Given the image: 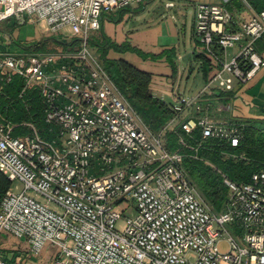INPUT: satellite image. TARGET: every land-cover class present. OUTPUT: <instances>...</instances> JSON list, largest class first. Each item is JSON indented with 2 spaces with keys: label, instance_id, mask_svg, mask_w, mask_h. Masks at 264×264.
<instances>
[{
  "label": "built area",
  "instance_id": "1",
  "mask_svg": "<svg viewBox=\"0 0 264 264\" xmlns=\"http://www.w3.org/2000/svg\"><path fill=\"white\" fill-rule=\"evenodd\" d=\"M145 1L0 0V23L35 22L52 34L68 29L79 40L74 50H0V91L12 72L24 80L21 97L38 85L44 122L59 128V141L26 122L32 133L14 137L19 125L0 122V171L24 184L1 199L0 232L26 239L35 254L54 248V264H264V163L244 181L221 173L222 212L204 202L185 166L203 159L208 139L228 147L225 160L245 158L236 152L241 126L213 119L206 96L234 91L264 68L256 48L264 9L233 30L227 8L198 4L195 37L214 72L198 94L177 95L170 122L153 131L90 44L104 13ZM176 125L173 150L168 133ZM0 264L14 263L0 256Z\"/></svg>",
  "mask_w": 264,
  "mask_h": 264
},
{
  "label": "crops",
  "instance_id": "2",
  "mask_svg": "<svg viewBox=\"0 0 264 264\" xmlns=\"http://www.w3.org/2000/svg\"><path fill=\"white\" fill-rule=\"evenodd\" d=\"M200 3L227 8L234 17L230 27L233 30L264 9V0H250L248 3L244 0H148L104 13L100 42L104 43L108 38L110 42L125 45L124 51L110 48L109 56L126 60L150 73L149 87L154 97L171 100L182 94L179 80L184 71L185 75L187 70L190 74L197 67L201 76L195 75L191 84V75L187 76L184 88L186 96H194L214 72L209 60L197 47L195 15ZM256 48L264 57V35L257 41ZM9 49L16 47L13 44ZM236 51L237 48L230 53ZM206 99L212 103L210 115L213 119L236 123L242 130L253 126L264 131V68L247 84L237 85L234 91L216 89ZM49 249L52 247L42 253Z\"/></svg>",
  "mask_w": 264,
  "mask_h": 264
},
{
  "label": "rangeland",
  "instance_id": "3",
  "mask_svg": "<svg viewBox=\"0 0 264 264\" xmlns=\"http://www.w3.org/2000/svg\"><path fill=\"white\" fill-rule=\"evenodd\" d=\"M108 13V12H106ZM0 50L7 51L14 44V48H24L26 51L32 52L28 48L32 45L41 42L42 49L39 50L40 52L44 51H57V50H71L68 48H63L59 41L70 40L74 39L75 36L71 34L68 29H64L57 34H52L49 32L44 31L38 23H26L22 24L17 22L15 19H10L7 21H3L0 23ZM7 32V33H6ZM4 33V35H3ZM102 39L101 36V28L92 34L90 38V44L93 40L94 42H100ZM111 44V43H110ZM78 45V44H77ZM76 45V46H77ZM91 46L96 50L97 54L100 55L102 63H104V56L108 59L113 60L109 56V50L107 49V53H105L104 46ZM204 45L201 43H197V47H203ZM104 55V56H103ZM113 56V55H111ZM121 59V58H118ZM130 61V60H129ZM106 67V66H105ZM185 68V64H184ZM191 75V82L194 79V76L199 75V69L195 67L193 73L189 74L187 70L186 75L185 71L182 75L181 80H179L181 85L182 94L185 95V83L186 77ZM12 82L0 91V122L2 124L11 123L16 126L12 135L14 137L29 135L32 133V129L28 125H23L24 122L26 123H33L36 129L40 132V134L48 139V140H58V127L54 124H49L44 122V100L41 96L40 89L38 85H31L25 91L24 97H21V93L25 87V83L23 78L12 72L11 74ZM114 81L116 82L117 86L123 92L124 96L127 98L128 102L133 107L134 111L138 114L140 119L143 123H145L151 130H160L163 126H165L168 122H170L173 114H169L166 118H164V124L159 128H155L151 125L149 121V115L153 118H158L161 114L159 110H157L154 106L153 109L145 108L143 105L137 103L133 97H131V90L128 91V84H126L121 79H117L113 77ZM178 85V84H177ZM156 99L166 101L168 103V107L174 102V99L169 98H161L156 96ZM54 127V131L50 132V127ZM180 132L178 130V125L174 127L169 133V148L176 149L177 148V139ZM245 155V154H244ZM220 159V160H219ZM214 157L213 155H207L203 157L200 162V166L203 169L208 170L210 174V178L217 177L220 181L222 179L221 173H225L229 175L231 178L232 176L229 174V170L225 168L226 161L222 156L220 158ZM120 167L123 166V162L119 164ZM99 168V167H98ZM187 171L190 174L191 179L197 184L199 192L202 196V199L205 203L210 205L213 210L216 212H222L226 210V201H227V189L222 184H216L215 189L219 191V196L212 198L205 189L201 188L197 181L194 180L193 176L191 175L190 171L187 168ZM91 173H95L94 170H91ZM100 176V174H97ZM215 185V184H214ZM11 187L15 192H20L24 189V184L20 180H14L11 183ZM31 195L35 196L34 192H30ZM126 219L123 217L117 223V229L122 230ZM222 250H226L228 248L227 243L223 242L220 244ZM0 256L3 257L5 260H8L10 263L14 264H54L56 259L55 249H49L44 253L35 254L31 251L28 241L24 239H17L12 236L10 233L7 232H0Z\"/></svg>",
  "mask_w": 264,
  "mask_h": 264
},
{
  "label": "trees",
  "instance_id": "4",
  "mask_svg": "<svg viewBox=\"0 0 264 264\" xmlns=\"http://www.w3.org/2000/svg\"><path fill=\"white\" fill-rule=\"evenodd\" d=\"M78 41V39L74 38L59 42L63 48L69 47L74 50L77 48L76 45ZM91 44L95 46H104L105 53H107V49L110 50V48L116 51L125 50V45H118L117 43L110 42L108 38L104 39V43H98L92 40ZM42 48L41 42H38L28 49L31 51H39ZM103 60L112 77L121 79L129 85L128 91L132 89L131 97H133L137 103L148 109H153L155 106V108L161 112L158 118H153L150 114L149 121L155 128L162 126L164 124L163 119L171 114V110L166 102L156 99L152 95L149 87L151 83V74L140 70L123 59L111 60L104 56ZM242 131L241 145L236 149V152L238 154H245V158L224 161L225 168L229 170V174L236 181L247 180L251 173L264 163V131L253 126H246ZM226 150H228L226 145L216 140L208 139L205 141L204 148L200 151V155L202 158L207 155H213L219 159L221 154ZM200 162V159H186L185 166L201 188L205 189L212 198L218 197L219 191L216 190L215 187L216 184H220L221 181L217 177L211 179L210 175L212 176V174H210L208 170L206 171V169H203L200 166ZM207 172L210 175H208ZM11 183L10 179L0 171V202L5 193L11 188ZM24 240L27 241L26 239Z\"/></svg>",
  "mask_w": 264,
  "mask_h": 264
}]
</instances>
